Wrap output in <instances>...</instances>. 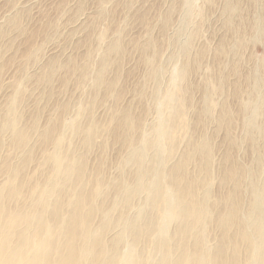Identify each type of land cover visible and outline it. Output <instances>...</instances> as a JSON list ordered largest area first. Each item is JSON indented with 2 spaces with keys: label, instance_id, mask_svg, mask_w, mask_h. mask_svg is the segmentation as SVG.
I'll return each instance as SVG.
<instances>
[{
  "label": "bare ground",
  "instance_id": "1",
  "mask_svg": "<svg viewBox=\"0 0 264 264\" xmlns=\"http://www.w3.org/2000/svg\"><path fill=\"white\" fill-rule=\"evenodd\" d=\"M99 1L105 13L110 0ZM23 2L3 16L20 31L28 1ZM192 2H182L183 16L175 40L185 39L178 42L177 53H184L186 59L179 68L173 66L169 75L148 25V43L138 52L148 69L139 86L133 88L137 102L120 105L122 62L117 57L125 54L121 33L106 45V33L100 34L97 62L92 47L82 64L77 63L75 55L67 63L52 58L47 62L39 57L33 60L43 65L38 76L44 84L42 96L46 90L49 94L55 90L54 78L63 68L80 69L81 81L88 80L92 92L77 98L69 94L64 100L61 96L53 111L46 112L45 121L41 105L26 117L21 102L26 97L24 83L31 77L25 72L32 63L23 64L25 74L14 82L13 93L0 106V264H264V75L255 69L246 74L245 83L234 84L243 137L234 134L236 124L228 100L220 104L217 115L212 111V106L219 103L213 94H223L226 86L222 71L216 74L219 80L215 91L207 86L209 76L201 83L203 103L196 111L198 120L188 118L190 112L183 108L181 97L196 85L189 76L194 65L189 58L193 42L187 21ZM223 5L229 28L238 6L230 0ZM168 13L161 15L163 30L172 15ZM0 32H4L2 26ZM249 34L252 39L264 37L260 14L254 15ZM247 35H238L230 45L222 38L216 54L228 55L232 47L244 43ZM38 52L35 48L26 55L35 57ZM115 61L117 65L111 71ZM64 73L62 79L67 83L71 74ZM177 87L182 95L175 97ZM108 99L113 102L111 106L105 104L107 117L101 118L95 108L100 100L106 103ZM152 111L156 117L149 125L146 119ZM67 113H72L71 121L66 119ZM210 117L217 118L219 127L226 131L228 146L217 164L214 155L218 146L215 149L206 130ZM181 127L186 129L183 149L175 135ZM111 139L122 144L114 162L111 153L108 155ZM243 146L251 153L250 159L252 155L250 163H242L232 153L235 147ZM95 147L100 155L91 161ZM34 162L37 165L32 170ZM112 167L115 172H109ZM214 178L219 181L218 190L212 183Z\"/></svg>",
  "mask_w": 264,
  "mask_h": 264
},
{
  "label": "rangeland",
  "instance_id": "2",
  "mask_svg": "<svg viewBox=\"0 0 264 264\" xmlns=\"http://www.w3.org/2000/svg\"><path fill=\"white\" fill-rule=\"evenodd\" d=\"M23 1L25 0H0V16H1L0 26H2L4 30V32H0V56H1L0 57V68H1L0 69V106H2L3 103L6 102L7 98L13 93L12 90L14 88L13 86L14 82L18 78L23 77L25 73L29 72L31 77L28 78L27 81L24 83L26 86V97L27 98L25 97L21 102L22 106H25L26 108V117L27 116L30 117L34 108L38 105H41L43 107H40V108L45 111L44 118L42 119V121H45L47 114L53 111L55 103L58 100H62V98L63 100L66 99L67 97H69V94L70 96H73L75 98L83 97L82 96L84 95L83 93L86 94L91 91V87L89 85L88 80L81 81L82 72L80 69L75 68L72 70L69 68H63L59 70L60 72L59 71L57 72V75L54 78L56 81L54 80L53 81L54 84L52 85H54L53 87L55 90H53L50 94L48 90H46L47 93H45L44 96H42L44 93V84L43 82L39 80L38 76L43 72L42 71L43 65L39 66L40 61L38 62V60L40 59L42 61L44 59V61L47 62L52 58L53 60L57 59V60L67 63L69 59L71 57H74L75 55V57L77 58L76 59L77 63L82 64L85 62L86 51L92 47V49H94L93 59L95 60V62H97L101 53L96 47L99 45L101 41L100 34H102L103 32L106 33L105 45L108 42L112 41L118 33H121V35L123 36L122 43H124L123 47L125 49V54H121L117 57V61L122 62V64L119 63L121 66V72H122L120 76V83H119V86H120L119 89L121 90V93H122L121 99H120L122 103L120 102V105L127 104L131 101L137 102L136 100L137 96L134 91L136 88L134 87L139 86L138 85L139 82L142 81L141 79L142 77H144L145 72H147L146 70L148 69L147 65L143 62L142 57H140V53L138 52H141V47L144 44L148 43L147 36L149 37V34H148L149 26L152 29L151 30L152 32L150 34H153V31H154V34L156 33L155 35L153 34V36L157 39L155 40L157 41V44L159 45L161 49V53H163L161 54V57L164 60V63H166L165 71H167L166 72L167 74L168 72L170 73V71H172L171 68L173 66H174L173 68L175 67L179 68L182 62L186 59V55L184 53L182 54L177 53L180 48L178 47V42L180 41V43H182L185 41V39L184 38L180 40L178 39V42L175 41L178 36V31H179L178 28L180 27L182 16H183L182 10H181V5H182L183 0H139V1L138 0H110V1L107 0L109 2L107 4L105 13H103V11L100 8L99 0H66V1L65 0H26L28 1V2H25L27 3L26 7L27 6L28 7L27 9L26 7L25 9L23 8L25 12V16H23V20H22V25L24 28L23 30L21 29L20 31V29H18L12 23L9 24V20H8L9 18L7 19V17H3V16L5 12L7 13L8 11H12V9L14 10L13 7H16V8L21 7V2L23 4L24 3ZM195 1L196 0H193L192 2L193 3L191 7L192 11L187 21L190 26L189 30H191L192 32L191 40L193 42L191 57L189 58L191 59L190 61L191 65H193L194 63V65L192 66L193 70L189 76H190V81L195 83L196 85L193 89L192 88L189 89V92H188L189 94H187L185 98L180 96L182 98V104L185 106L183 108L186 109L188 114L190 112L189 114L190 117L188 116V118H193L194 120L197 119L196 111L203 103L202 102L203 100H201L203 99L202 97L203 84L201 83L204 82L205 79H207V76H209L210 84L207 86L211 91L212 90L215 91L217 87V84H216V81L218 79L217 75L218 73H221L222 71V73H224V77L222 80L226 82L225 83L226 86L224 87L223 94L218 93L217 91L214 93L215 95L213 94L214 99L219 100V103H217L216 106H212V111L214 110L215 112L214 114L217 115V113H219V111L221 110L220 104L224 100H228L230 107H231L232 116L234 118V123L236 124L233 127L234 134L235 135L237 134L236 137L238 136L239 138L243 137L244 132L242 131L243 127L241 125L243 121H242L241 113L239 111V101H238V96L236 95V89H235L234 84L245 83L246 76L250 73V71H255V69H257L258 73H261L262 75H264V67H263L264 65L263 64L264 62V37H261L258 39L256 38L252 39L251 37H249L250 26L252 24V20L254 19V15L260 14L262 16V23L264 24V0H230L232 3H235L238 6V10L234 13L235 20L232 26L229 28L225 24L227 15L224 14L223 12V6H224L223 4H225L227 0H197L196 2ZM156 7H159V9ZM170 10H171V13L169 12ZM164 12L165 14L169 12L168 14H172V15H171L170 20L167 23L165 22L166 28L163 30V21L161 20L162 19L161 15H165ZM147 14H149L150 16ZM178 18L179 20H177ZM46 24H50V25L47 26ZM45 26L49 28H46ZM8 29H9V35H8ZM34 32H36V34ZM244 33H247L248 35L246 39L244 40L243 44L242 43L237 44V46L232 47L228 55L224 56L223 54L221 55H218L219 53L216 54L217 48L220 45L222 38L225 37V43H227V45H230L236 40V37H238V35H244ZM168 39H170V41ZM136 41H139L141 44L137 46L135 43ZM35 48H38L39 50L37 56L28 57L26 55L27 52ZM197 51H199V53ZM95 54H97V59H96ZM172 54H173V57H172ZM122 56L124 57L122 58ZM36 57H39V58L38 60H36V62H34ZM169 57H172V59H170ZM179 60H180V63H179ZM117 61L112 63L113 67L111 66L112 68L111 71H114L113 68L116 67ZM27 62L32 63V64H30L29 66L30 68L28 67L25 72L23 71V68H25L23 64H26ZM214 63H216V65ZM71 65L72 64L68 63V66H71ZM67 71L69 74H71V76L69 75L70 77L68 76L69 78L68 82L64 83L62 77L65 75L64 72H67ZM76 73L77 74L79 73V74L77 75ZM167 74H166V78L169 77L168 76L169 74L168 75ZM110 76L113 77V72L112 73L109 72V77ZM1 79H2V82H1ZM60 80L62 81V83ZM77 80L79 81L77 82ZM60 84L62 85V87ZM167 84H168V81H165L163 84V88L166 89ZM4 87H5V90H4ZM174 89H176L175 97L178 94L182 95L181 90L179 91V87L174 88ZM8 93L9 95H7ZM91 93L92 92H90V94ZM100 102H98L95 108L96 109L95 111L97 112L99 117L106 118L107 111H108L107 105L111 106L113 101L112 99H108L107 101H105L106 103L104 102L100 103ZM176 107L178 108L177 105ZM46 112L48 113L46 114ZM152 112L149 113V116H147V119H146L149 125L151 124V121H153V119L156 117V113L155 112L152 113ZM65 116L67 120L69 119V121L73 119L72 113H67ZM206 123H207L206 130L209 131L210 134L212 135L213 141L215 143V149H217V146H218V149L216 151L217 153L215 152L216 156L214 155V158H216L215 164H217V161H219V158H221V156H224L223 154L225 153V149L228 146L227 142L225 141L226 131L224 128L219 127V124H218L219 120L217 118L210 117L209 119L206 120ZM193 124L195 123L193 122ZM193 128L195 129V125ZM237 131L238 132L240 131V132L238 133ZM185 133H186V129L183 127H181V129L175 133V135L181 141V144H180L181 149L184 148V142L182 141L184 140ZM111 141H112V144H111L112 146H110L108 150V155L111 153L109 155L110 160L114 162L118 152L120 151L122 147V144L121 142H119V140L111 139ZM74 142L76 143V140ZM246 150H247L246 146H243L242 149L235 147L232 150V153L238 156V158L240 157V160L242 161V163L245 162L244 164H246L252 161V155H251V159H250V156H248L251 153L250 152L247 153L249 150L247 151ZM92 153L93 154L90 156V159L94 157L91 159V161H94V159L97 158V154L100 155V149L98 147H95L94 152ZM37 156L38 157L40 156L39 152L37 153ZM32 165H31L32 170H35L36 168L35 165H37V162H34ZM113 168L114 167L110 168L109 172L113 171L114 170ZM261 171L264 174V165L261 167ZM212 183L213 185H215V189H217L218 187L217 185H219L218 179L214 178Z\"/></svg>",
  "mask_w": 264,
  "mask_h": 264
}]
</instances>
